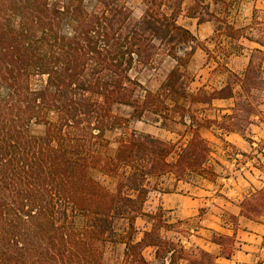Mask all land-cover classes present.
<instances>
[{
    "label": "trees",
    "instance_id": "1",
    "mask_svg": "<svg viewBox=\"0 0 264 264\" xmlns=\"http://www.w3.org/2000/svg\"><path fill=\"white\" fill-rule=\"evenodd\" d=\"M140 1L136 12L129 0H0V264H108L113 254L104 246L116 239L125 245L126 264H145L148 246L167 264H176V250L187 264H215L207 252L188 253L164 238L162 214L144 211L157 190L147 179L200 172L207 143L194 135L175 161L168 160L173 144L135 131L118 140L113 155L99 147L105 132L147 112L167 129L180 122L192 132H245L256 113L250 91L264 84V54L256 50L258 62L252 54L243 75L230 73L218 90L194 88L187 66L196 38L179 17L221 22L226 0ZM224 30L237 37L232 25ZM162 56L175 63L151 91L140 72L157 68ZM236 83L242 94L231 113L199 120L191 112L192 104L232 97ZM92 170L109 176V184ZM138 216L151 227L135 240Z\"/></svg>",
    "mask_w": 264,
    "mask_h": 264
},
{
    "label": "crops",
    "instance_id": "2",
    "mask_svg": "<svg viewBox=\"0 0 264 264\" xmlns=\"http://www.w3.org/2000/svg\"><path fill=\"white\" fill-rule=\"evenodd\" d=\"M223 7H226V12L220 16L221 22L217 23H198L196 18L185 15L179 17L178 22L190 30L196 42H211L219 38L222 42L228 41V44L238 42L241 51H244L242 65L238 66L239 55L234 56V53L224 48L222 51L217 49L220 46L219 39L215 46L213 44L215 50L205 48L206 58L196 65L193 73L194 88L218 90L226 84L230 73L243 75L256 50L264 54V0H226ZM218 23H221V29H216ZM226 24L234 27L236 38H232L224 30ZM220 31L221 34L217 36ZM200 51L196 45L188 70ZM167 61L170 66L164 67L162 80L175 63L169 56H164L161 62ZM211 61L214 62L213 65ZM260 74L264 79V57L261 60ZM233 93L229 98H215L210 103L192 104L191 112L195 116L197 112L203 113L201 118L196 116L199 120H220L223 114L232 112L235 102L242 94L240 84H234ZM179 104L190 106L185 99H180ZM207 111L212 114L206 115ZM152 114L155 117L151 120L139 121L142 128L135 133L150 134L173 144L168 160L175 161L180 149L194 135L200 136L207 143L208 155L200 172H190L182 178H177L172 172L149 177L147 180L150 185L156 183L157 190L149 192L144 211H159L167 222L179 224L178 227L184 233V237H181L182 246L185 249L207 252L213 257L215 264H264V118L261 119L257 113L252 114V123L243 133L224 132L214 126L200 127L198 132H192L185 125L181 128V124L177 122L173 129L164 128L161 119ZM175 116L178 120V114ZM128 133L130 132H105L104 137L109 141H116ZM117 144L118 141L110 155L114 154ZM138 218L142 217H136V225ZM144 225L143 231L148 230L149 223L146 220ZM124 249L125 245L122 253ZM145 259L152 258L145 256ZM165 263L167 264L166 261ZM179 263L187 264V260Z\"/></svg>",
    "mask_w": 264,
    "mask_h": 264
},
{
    "label": "rangeland",
    "instance_id": "3",
    "mask_svg": "<svg viewBox=\"0 0 264 264\" xmlns=\"http://www.w3.org/2000/svg\"><path fill=\"white\" fill-rule=\"evenodd\" d=\"M129 4H131L132 6L135 7L136 12H140L142 9V3L140 0H129ZM242 30L244 31L245 28H243ZM240 31H241V29H240ZM220 34H221V31H220V33H218L216 35L219 36ZM214 37H215V35H214ZM218 39L219 38H216L215 40H213L211 42H209V41L206 42L205 40H197L196 45L198 46V48L201 49V51L197 54L195 63L193 65H191V68L189 70L187 69L190 75H193L194 70H196V67H197L196 65L200 64L201 62H203L205 60V58H206V53L204 52L206 50L205 48L209 47L210 49L215 50L214 46L217 44ZM219 40H220V42H219L220 46L217 49L219 51H222V48H224V50H230V52L234 53V56L239 55V59H238L239 61L237 62V64H238V66H241L242 62H243L241 57H242V54L244 53V51H241V45L238 42H230V44H228V41L222 42L223 41L222 39H219ZM213 44H214V46H213ZM163 58H164V56H162L160 58V63L157 65V68L145 69V70H142L140 72L142 84L145 86V88H147L151 91L156 90L157 86L159 85L160 81L162 80V78L164 76V73H163L164 67L168 68L170 66L169 61L163 62V63L161 62ZM253 60H254V63L256 64L258 62V55L254 54ZM211 64L213 65L214 62L211 61ZM256 74L258 75L257 71H256ZM250 94H251V101L254 102L253 104H254L256 113L260 115L261 119L264 118V84L263 83L260 84L257 81V83L254 84L253 89L250 91ZM117 110H118V112H122L125 114L129 111V108L126 106H119L117 108ZM205 113H206V115L212 114L209 111H207ZM201 114H203V113L197 112L196 116L201 118L202 117V116H200ZM154 117H155V115H153L150 112H147L142 119H135V118L131 119L129 122V125L127 127L123 128V129L109 130L107 132H130V131L140 132V129L142 128L141 127L142 124H140L139 121H144L145 119L151 120ZM159 119H161V118L159 117ZM177 123H180V122H177ZM180 124H181V128H184L183 124L182 123H180ZM201 127L205 128L206 126H201ZM40 129H41V127H34V131H39ZM199 129H200V127H199ZM36 133H40V132H36ZM107 136H108V138H110V136H111L110 133H108ZM105 140H106L105 143H103L102 146L99 147V151L103 154L110 155L113 147L115 146V143L118 140L109 141V139H107V138H105ZM92 175L95 177H99L102 180V182H104L105 184H109V181H110L109 176L100 175V173L97 170H92ZM140 217H142V216H140ZM162 218L166 222V223H162L163 226L160 228V233L162 234V236L166 239H170V240L174 241L177 245L178 244L181 245V237H184L183 229L181 227H178L179 224L169 223V222H167L165 217L162 216ZM145 220L149 223V228L151 227V221L147 217L138 218L136 226H138L139 229L137 230L135 240H138L142 236V234H143L142 228L145 227V225H144ZM122 223L123 222L121 220L117 221L116 230L118 233L122 232ZM123 245H124V243L118 239H116L113 242L108 241L107 243H105L104 248L106 250V254L109 256H111V254H113V257L107 258L108 264H126L123 260V253H122ZM146 248H145L146 250L144 249L145 251L143 250L144 258H145V256H147L148 258L150 257L152 259H150V260L145 259V264H166L165 263L166 257L156 256L155 248H153L151 246H148ZM190 250L196 251L194 249H186L187 252ZM171 253L172 252H169L168 255H170ZM198 254H199V251L196 252L194 255L199 256ZM188 255H190V254H188ZM188 255H185V256H188ZM184 259L185 258L182 257V255H180L177 250L173 252V260L176 264H180L179 262L181 260H184Z\"/></svg>",
    "mask_w": 264,
    "mask_h": 264
},
{
    "label": "built area",
    "instance_id": "4",
    "mask_svg": "<svg viewBox=\"0 0 264 264\" xmlns=\"http://www.w3.org/2000/svg\"><path fill=\"white\" fill-rule=\"evenodd\" d=\"M166 262L168 263V259H166Z\"/></svg>",
    "mask_w": 264,
    "mask_h": 264
}]
</instances>
